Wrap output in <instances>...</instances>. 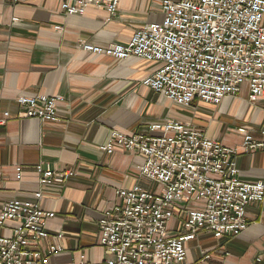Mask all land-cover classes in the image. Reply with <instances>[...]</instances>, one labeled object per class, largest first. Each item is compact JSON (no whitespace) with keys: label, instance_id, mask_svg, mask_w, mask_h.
I'll return each mask as SVG.
<instances>
[{"label":"crops","instance_id":"obj_1","mask_svg":"<svg viewBox=\"0 0 264 264\" xmlns=\"http://www.w3.org/2000/svg\"><path fill=\"white\" fill-rule=\"evenodd\" d=\"M162 2L119 0L115 17L93 6L66 17L58 0H0V119L9 115L0 126V211L18 200L54 213L47 220L43 246L57 245L61 251L49 264H78L81 257L97 264L110 258L98 244L99 222L118 202L117 190L140 183L144 162L137 152L102 151L112 131L147 135L155 124H188L237 150L239 180L264 183V148L244 151L239 132L244 129L254 140H264V101H248L247 83L218 106L194 101L182 107L143 85L155 64L143 59L118 62L81 49L82 43L127 45L137 29L162 21ZM23 95L62 97L59 122L22 118L17 99ZM39 166L75 175L64 184L43 185ZM185 217L183 213L170 221L171 234ZM246 217L248 229L234 238L203 233L189 241L183 264H195L203 255L210 256L204 264H264V199L249 205Z\"/></svg>","mask_w":264,"mask_h":264},{"label":"built area","instance_id":"obj_2","mask_svg":"<svg viewBox=\"0 0 264 264\" xmlns=\"http://www.w3.org/2000/svg\"><path fill=\"white\" fill-rule=\"evenodd\" d=\"M58 3L66 17L78 16L89 6L115 17L119 0ZM161 11L162 21L137 29L127 45L80 47L118 62L143 59L155 64L143 85L182 107L194 101L218 106L237 95L244 83L250 103L264 101V0H163ZM61 101L62 97L23 95L17 104L22 118L54 124L59 122ZM8 117L5 113L0 126ZM260 129L264 135V121ZM148 130L147 135L130 136L112 131L101 147L108 153L121 148L141 154L139 181L144 184L115 192L118 202L98 226V244L110 258L97 264H183L189 241L203 233L216 239L238 236L250 225L246 208L264 199L263 182L239 180L236 149L179 121ZM239 132L244 135V151L264 148V140H254L244 129ZM36 170L43 185L64 184L75 175L40 166ZM183 213L185 219L171 234L170 221ZM53 217L34 202L5 203L0 211V264H49L61 251L57 245L43 246L47 220ZM209 259L203 255L195 264ZM78 264L93 263L81 257Z\"/></svg>","mask_w":264,"mask_h":264}]
</instances>
